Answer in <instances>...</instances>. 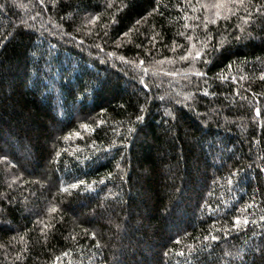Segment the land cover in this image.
Returning a JSON list of instances; mask_svg holds the SVG:
<instances>
[{"label": "trees", "instance_id": "1", "mask_svg": "<svg viewBox=\"0 0 264 264\" xmlns=\"http://www.w3.org/2000/svg\"><path fill=\"white\" fill-rule=\"evenodd\" d=\"M262 76L264 0H0V264H264Z\"/></svg>", "mask_w": 264, "mask_h": 264}, {"label": "snow or ice", "instance_id": "2", "mask_svg": "<svg viewBox=\"0 0 264 264\" xmlns=\"http://www.w3.org/2000/svg\"><path fill=\"white\" fill-rule=\"evenodd\" d=\"M233 2H236V3H241L243 4L244 3V0H233ZM212 7L216 8L217 11L215 13L216 16H220V12H219V9L221 7V4L220 3H217V4H214L212 5ZM213 23H215V21H212ZM188 40L191 41L192 40V37H188ZM194 47V46H193ZM192 55L191 52H188L186 55L184 56H181V59H187L188 56ZM195 57L196 58H199L200 57V51H196L195 52ZM198 75H202L201 73H197ZM261 79H264V76L261 77ZM257 114L259 115V109H257ZM85 128H87V125L84 126ZM76 185H72V187H75ZM54 210V209H53ZM245 223H247V220L244 221ZM237 223H239V218H237Z\"/></svg>", "mask_w": 264, "mask_h": 264}]
</instances>
